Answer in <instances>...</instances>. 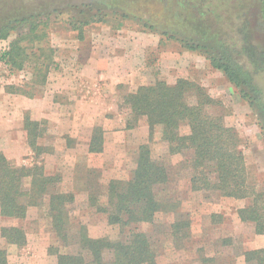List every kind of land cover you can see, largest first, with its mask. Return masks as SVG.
I'll return each instance as SVG.
<instances>
[{
	"label": "rangeland",
	"instance_id": "374dc122",
	"mask_svg": "<svg viewBox=\"0 0 264 264\" xmlns=\"http://www.w3.org/2000/svg\"><path fill=\"white\" fill-rule=\"evenodd\" d=\"M83 1L86 0H0V24L40 12L49 15L48 25L40 27L46 35L32 43L28 39L23 41L29 47L21 68L11 69L0 60V150L15 165L29 166L42 159L46 173L61 176L59 189L74 193L70 205L73 218L87 226L91 237H101L114 232L105 215L88 204L84 189L87 181L104 186L110 179H127L138 145L149 143L153 155L164 161L168 169V183L158 194L175 201V212L186 213L191 221L189 238L184 239L181 248L166 239L160 225H141L152 233L153 243L159 249L158 264H201L198 254L213 256L215 264H256L255 260L246 263L243 252L264 247V234L256 232L253 221L238 217L237 210L247 200L193 191L190 169L185 163L188 153L169 155L160 140L159 127L149 140L144 118L137 126L127 128L130 114L121 102L127 90L156 80L174 83L177 78H187L199 83L219 100L217 113L240 135L250 180L262 184L264 127L261 128L263 120L257 110L241 97L222 71L211 67L202 51L185 48L179 40L161 34L166 29L163 24L172 17L174 0L122 2L119 6L130 13L125 17L104 7L105 20L90 22L79 33L69 21L84 20L98 12L94 4L90 11L81 7ZM257 2L221 0L215 15L208 16L200 28L183 24L172 32L178 37H199L210 31L217 39L231 42L237 38L242 20L246 19L251 28L257 24ZM139 17L158 28H145ZM28 29L27 24L17 25L5 38H0V55L18 35L25 32V36ZM250 39L264 44L260 28L254 30ZM45 46L53 52L43 83L42 75L34 77L33 50L37 52V48ZM256 80L261 83L263 101L264 75ZM25 90L28 95L23 94ZM25 115L39 120L44 129L38 143L47 152L38 159L27 144ZM95 126L103 130V150L88 153L87 142ZM181 131L188 132L187 126ZM44 208L30 207L24 220L0 217V227L21 225L26 231L23 246L6 244L0 238V247L6 248L11 264H57L49 247L58 243ZM160 217L167 220L166 215Z\"/></svg>",
	"mask_w": 264,
	"mask_h": 264
},
{
	"label": "trees",
	"instance_id": "16d2710c",
	"mask_svg": "<svg viewBox=\"0 0 264 264\" xmlns=\"http://www.w3.org/2000/svg\"><path fill=\"white\" fill-rule=\"evenodd\" d=\"M98 1H83L81 7L89 10L94 4L98 12L84 20L69 21L72 29L80 33L90 22L104 21V7L119 11L125 17L130 13L119 4L133 0ZM221 5V0H174L172 17L163 24L166 29L161 30V34L179 40L185 48L202 51L211 67L222 71L241 97L257 110L263 128L264 100L261 83L256 77L264 75V44L252 42L250 35L259 28L264 35V0L256 3L258 26L255 24L251 28L246 19L242 20L237 38L231 42L217 39L210 31L202 32L199 37H178L172 32H177L176 27L183 24L200 28ZM244 17L242 14L241 19ZM139 19L145 28H158L143 17ZM48 20L49 15L40 12L1 23L0 38H5L17 25L27 24L29 29L25 36L24 32L10 42L0 60L11 69L21 68L29 47L23 41L28 39L32 43L43 38L46 34L40 27L47 26ZM52 52L49 46L37 48V52L33 50V63L36 64L33 75L36 78L42 75V82L49 71L47 62H51ZM28 93L23 91L25 95ZM121 104L130 114L127 128L137 126L144 118L149 140L154 129L159 127L160 140L169 155L188 153L185 163L190 169L189 182L193 191L246 199L247 204L237 210L238 217L242 221H253L256 232L264 234V183L250 180L241 147L243 141L235 128L226 125L223 116L217 113L219 100L210 96L199 83L177 78L174 83L156 80L127 90ZM183 126H187L188 132L181 131ZM23 128L27 144L38 159L47 152L38 143L44 132L41 122L25 115ZM102 150L103 130L95 126L87 152ZM133 158L127 179H110L104 186L87 181L84 188L88 204L105 215L113 235L91 237L87 226L73 218L70 205L74 202V193L59 189L61 176L46 173L42 159L29 166L15 165L1 150L0 217L24 220L30 207L44 206L49 228L58 243L49 247L57 264H158L159 249L153 243L152 233L141 225H160L166 239L181 248L184 239L189 238L191 221L186 213L175 212V201L158 194V190L168 183L169 175L165 162L153 155L150 144H139ZM160 214L166 215L164 219L167 220H161ZM0 237L9 245L19 247L26 243V231L21 225L1 226ZM198 255L201 264H215L213 256ZM243 256L246 263L255 260L256 264H264V247L245 250ZM0 264H11L5 247H0Z\"/></svg>",
	"mask_w": 264,
	"mask_h": 264
},
{
	"label": "crops",
	"instance_id": "0c3cea01",
	"mask_svg": "<svg viewBox=\"0 0 264 264\" xmlns=\"http://www.w3.org/2000/svg\"><path fill=\"white\" fill-rule=\"evenodd\" d=\"M89 138H90V136H89ZM88 142H89V139H88ZM88 142H87V149H88ZM104 143V142H103ZM1 238V237H0Z\"/></svg>",
	"mask_w": 264,
	"mask_h": 264
}]
</instances>
